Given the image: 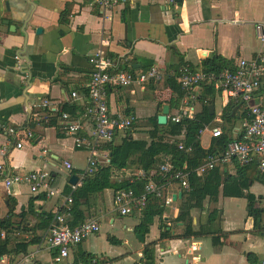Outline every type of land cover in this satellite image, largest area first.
<instances>
[{
	"label": "crops",
	"instance_id": "0c3cea01",
	"mask_svg": "<svg viewBox=\"0 0 264 264\" xmlns=\"http://www.w3.org/2000/svg\"><path fill=\"white\" fill-rule=\"evenodd\" d=\"M256 24H262L264 32V0H132L111 10L97 9L91 0H0V150L4 149L0 163L5 168L0 174V222L7 225L0 229V238L8 240L9 249L0 264H58L56 250L46 243L48 217L64 209L65 197L79 188L90 154L61 129L60 114L69 112L82 124L80 132L88 135L84 106L91 54L101 48L113 59L115 70L141 72L151 66L161 70L159 81L107 89L110 112L132 114L131 136L147 139L150 120L157 119L164 105L167 122L181 107L167 78L176 79L182 66L206 72L213 64L228 66L240 57L264 52ZM72 91L77 98L70 97ZM197 94L194 115L206 106L213 116L199 136L203 149L213 142L214 127L227 136L239 132V104L236 118H232L236 108L226 118L223 110L230 100L212 82H203ZM259 97L264 104V90ZM4 128H13L14 136ZM126 135L119 132L109 142L119 144ZM177 138L182 140L183 135ZM107 142L98 146L96 167L109 162ZM164 158L159 156L158 162ZM237 167L231 162L218 168L234 176ZM140 169L144 170L130 165L115 171L111 181H132ZM38 170L48 173L54 195L45 188L32 192L23 181L6 185L7 177ZM165 191L176 199L168 205L159 200L161 211L145 232L137 229L142 212L127 216L117 212L114 189L77 198L82 213L78 222L96 219L100 230L72 247L70 256L95 257L98 264H147L151 262L147 254L152 264H259L264 256L261 176L255 174L241 196H225L220 188L217 197L204 199L201 209L191 208L184 222L177 220L182 190L172 183ZM185 223L194 234L184 236ZM20 243L26 244L24 251H16Z\"/></svg>",
	"mask_w": 264,
	"mask_h": 264
},
{
	"label": "built area",
	"instance_id": "2783aa9c",
	"mask_svg": "<svg viewBox=\"0 0 264 264\" xmlns=\"http://www.w3.org/2000/svg\"><path fill=\"white\" fill-rule=\"evenodd\" d=\"M130 1L132 0H91V3L97 9L111 10L119 4ZM255 29L257 37L263 41V25L256 24ZM88 61L93 67L87 90L88 99L84 106L86 121L90 126L88 135L80 132L82 124L73 119L69 112L62 111L60 117L61 129L72 136L74 145L77 148L85 147L89 150L85 173L90 174L97 165L96 152L100 143L112 140L119 132H128L134 121L132 114L110 112L107 105L108 87H129L159 81L162 73L156 66H151L141 72L115 70L113 59L105 55L101 48L91 54ZM206 81L212 82L226 98L239 104L244 115L239 118V132L234 136H229L230 140L223 151L207 155L194 169V172L200 176L227 163L235 162L242 167L254 162L258 175L264 180V104L260 97L256 99L259 91L264 90V52L258 53L253 58L240 57L232 65L225 66L218 72L196 71L189 66H182L177 73V82L183 91L180 100L181 107L175 115L170 116V121L179 122L182 118L193 117V105L198 99L197 90ZM70 97L75 99L78 93L72 91ZM4 129L9 135L14 136L13 128ZM221 135L223 132L218 127L211 129L212 137ZM16 146L20 148L22 143L18 142ZM178 147L182 149L183 145L180 143ZM186 151H191V148H187ZM0 152L3 153L4 149ZM64 163L67 168L71 167L70 162L65 161ZM4 171V163H0V174H5ZM188 174L189 171L186 170L185 165L182 168H174L169 158L165 157L153 173L142 169L136 170L132 181L145 179L142 190L139 193H135L133 189L115 191L113 205L121 216L142 212L150 197H155L162 204L168 205L172 202V198L169 194H165L166 186L174 183L182 191H188ZM156 175H161L162 178L156 180ZM5 180L6 185L13 181H23L30 185L32 192L45 188L49 196L55 194L54 190L49 189V175L44 171H32L13 178L7 177ZM75 187L76 185H72V190ZM71 202V195L66 196L65 210L58 211L51 216L47 227L46 243L49 248L56 250L54 261L58 264H98L95 257L74 259L70 256L72 247L100 230L99 222L93 218L69 225L68 214ZM259 264H264V256Z\"/></svg>",
	"mask_w": 264,
	"mask_h": 264
},
{
	"label": "trees",
	"instance_id": "16d2710c",
	"mask_svg": "<svg viewBox=\"0 0 264 264\" xmlns=\"http://www.w3.org/2000/svg\"><path fill=\"white\" fill-rule=\"evenodd\" d=\"M227 64L222 63L220 66L212 65L206 72H218L221 68H224ZM167 84L172 92L176 93L178 99H181L183 91L173 77L167 78ZM237 107V103H227L223 110V116L231 118V113L234 108ZM237 108L232 115V118H236ZM244 114L241 112L240 117ZM213 116L208 113V109L204 106L200 112L193 115L192 118H182L179 122H172L168 120L166 124H158L157 119L150 120L152 129L147 132V139H135L132 135V127L128 130L127 135L122 139L121 143L113 144L107 142L106 148L110 152L109 162L106 166H98L95 171L83 176L81 185L77 190L71 192L72 202L70 204L68 224L75 225L79 220H82V213L78 209L76 203L77 198L84 197L89 193H98L107 188H112L114 191L121 189H133L135 193H139L142 190L145 179H134L133 181L124 180L121 182L113 183L111 178L115 171L135 165L142 167L144 170L156 169L158 157L163 155L168 157L174 168H182L186 166V170L189 171L188 183L189 190L182 191L183 197L180 204V212L177 217L178 221H185L189 216V211L193 207L201 209L203 207V201L206 198L214 199L219 194V189H222V194L225 196H241L243 190L249 186V181H252L253 176L258 174L256 165L254 162L246 166L237 167V173L234 176L226 175L222 169L216 167L207 171L206 173L198 176L194 169L206 158L209 154H217L223 151L230 137L227 135H221L215 137L208 149H203L200 145L199 131L204 126L211 122ZM183 135L182 140L177 137ZM183 145V148L178 147L179 144ZM187 148H191V151H186ZM162 178L161 175H156V180ZM31 203L29 202V207ZM61 208L59 211H64ZM161 211V203L159 199L150 197L147 205L142 211L141 223L138 226V230L145 232L147 226L151 224L155 215ZM51 217H48L50 220ZM8 224H10L8 222ZM7 228L6 223L0 222V229ZM189 224L185 223L184 236L192 235ZM165 235V234H164ZM169 235V234H168ZM167 236V234H166ZM26 248L25 243H20L16 246V251H24ZM14 249V251H15ZM147 251V250H146ZM9 252L8 240L0 238V257ZM151 253V252H149ZM150 263L152 264V257L147 254Z\"/></svg>",
	"mask_w": 264,
	"mask_h": 264
},
{
	"label": "water",
	"instance_id": "95a60500",
	"mask_svg": "<svg viewBox=\"0 0 264 264\" xmlns=\"http://www.w3.org/2000/svg\"><path fill=\"white\" fill-rule=\"evenodd\" d=\"M11 28V27H10ZM13 29V28H11ZM39 31V28L37 29ZM167 113H168V106L164 105L161 114L157 116V122L158 124H165L167 122ZM110 156V153H109ZM181 194V191L178 193V196ZM176 195L172 196V200L175 201ZM137 238L142 239V234H137Z\"/></svg>",
	"mask_w": 264,
	"mask_h": 264
}]
</instances>
